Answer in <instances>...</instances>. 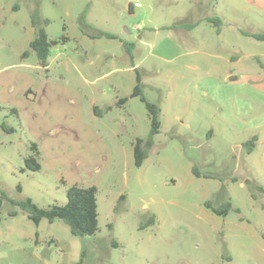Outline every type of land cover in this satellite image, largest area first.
Here are the masks:
<instances>
[{
    "label": "rangeland",
    "instance_id": "374dc122",
    "mask_svg": "<svg viewBox=\"0 0 264 264\" xmlns=\"http://www.w3.org/2000/svg\"><path fill=\"white\" fill-rule=\"evenodd\" d=\"M33 13L58 43L46 67L22 57ZM246 33L264 0H0V264H264V42ZM137 75L160 121L140 167ZM72 185L96 188L93 236L12 203L62 206Z\"/></svg>",
    "mask_w": 264,
    "mask_h": 264
},
{
    "label": "trees",
    "instance_id": "16d2710c",
    "mask_svg": "<svg viewBox=\"0 0 264 264\" xmlns=\"http://www.w3.org/2000/svg\"><path fill=\"white\" fill-rule=\"evenodd\" d=\"M36 15V13L31 14V25L35 30V37L29 42L28 50L24 52L22 57H26L28 54H33L38 64L41 67H46L49 49L58 43L56 41L48 40L44 30L40 26V19ZM207 21L215 26L220 25V21L218 19H210ZM42 22L45 24L47 23L46 20H43ZM188 28H192V26H189ZM99 35L109 39L114 38V36L108 34ZM245 36L256 41L264 42V33H246ZM123 47L125 51H127V45L123 44ZM130 98H138L144 104L150 125L148 138L135 139L132 144L134 165L136 167H140L146 159L148 151L153 145L152 138L159 133V109L156 104L150 103L144 98L142 94L141 81L138 75L136 76V83L132 89ZM125 102L126 98H121L118 100L117 104L123 105ZM108 109L109 108L106 110ZM98 111L97 107L93 108L94 114ZM255 141V137H252L250 141L244 144L247 154H250L253 151ZM30 150L32 152L31 155L24 159V170L38 172L41 168L38 162L40 157L39 150L34 143L30 144ZM193 172L196 176H198L194 170ZM205 178L209 177L206 176ZM258 190L264 194L263 188L259 187ZM65 195L66 203L64 205H50L45 209L39 208L29 198L20 201H13L12 203L17 206L26 215L27 219L35 226H37L42 220H45L50 224L55 220H59L67 227L69 234L73 237L84 238L87 236H93L98 230L96 188L94 186L80 187L72 185L68 186ZM204 206L218 216H226L228 211L231 209V204L229 202H226L219 208H212L209 202L205 203ZM235 211L238 212L237 210ZM12 215H14V213H12ZM153 221V217L150 218V222L152 223Z\"/></svg>",
    "mask_w": 264,
    "mask_h": 264
},
{
    "label": "crops",
    "instance_id": "0c3cea01",
    "mask_svg": "<svg viewBox=\"0 0 264 264\" xmlns=\"http://www.w3.org/2000/svg\"><path fill=\"white\" fill-rule=\"evenodd\" d=\"M139 7V6H138ZM137 8V7H136ZM132 69V68H131ZM53 96V95H52ZM54 99V98H53ZM54 101V100H53ZM58 105H60V104H58ZM74 111H76V110H74V107H71V109L69 110V112H74ZM92 111H93V109H92ZM35 111H32V113H34ZM65 113H66V111H64ZM36 113V112H35ZM38 116H39V113H38ZM82 130V129H81ZM82 131H84V130H82ZM38 148V147H37ZM41 148V147H40ZM42 149H43V144H42ZM39 150V149H38Z\"/></svg>",
    "mask_w": 264,
    "mask_h": 264
},
{
    "label": "built area",
    "instance_id": "2783aa9c",
    "mask_svg": "<svg viewBox=\"0 0 264 264\" xmlns=\"http://www.w3.org/2000/svg\"><path fill=\"white\" fill-rule=\"evenodd\" d=\"M139 5L137 4V3H135L134 5H133V7H138Z\"/></svg>",
    "mask_w": 264,
    "mask_h": 264
}]
</instances>
